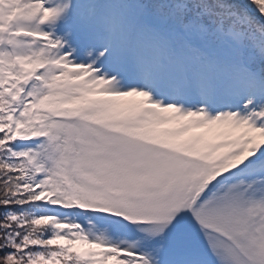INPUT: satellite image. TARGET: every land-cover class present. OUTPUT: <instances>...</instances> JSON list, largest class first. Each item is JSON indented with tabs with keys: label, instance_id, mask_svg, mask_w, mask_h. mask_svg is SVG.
<instances>
[{
	"label": "snow or ice",
	"instance_id": "6c2138e0",
	"mask_svg": "<svg viewBox=\"0 0 264 264\" xmlns=\"http://www.w3.org/2000/svg\"><path fill=\"white\" fill-rule=\"evenodd\" d=\"M0 264H264V0H0Z\"/></svg>",
	"mask_w": 264,
	"mask_h": 264
}]
</instances>
